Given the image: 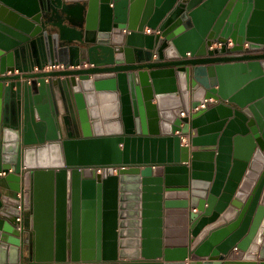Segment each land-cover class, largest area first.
Returning <instances> with one entry per match:
<instances>
[{"label": "water", "instance_id": "obj_1", "mask_svg": "<svg viewBox=\"0 0 264 264\" xmlns=\"http://www.w3.org/2000/svg\"><path fill=\"white\" fill-rule=\"evenodd\" d=\"M23 261L264 264V0H0V264Z\"/></svg>", "mask_w": 264, "mask_h": 264}, {"label": "built area", "instance_id": "obj_2", "mask_svg": "<svg viewBox=\"0 0 264 264\" xmlns=\"http://www.w3.org/2000/svg\"><path fill=\"white\" fill-rule=\"evenodd\" d=\"M146 33H152L153 30L146 28ZM50 69V68H48ZM181 138H182V143L183 144H189L190 143V136L188 134H181ZM118 170V168H115V170ZM98 171H101V168H97ZM18 198L20 200V204L17 206V221L18 222H23L24 219V205H23V193L19 192L18 193ZM18 229H21V224L18 225Z\"/></svg>", "mask_w": 264, "mask_h": 264}, {"label": "crops", "instance_id": "obj_3", "mask_svg": "<svg viewBox=\"0 0 264 264\" xmlns=\"http://www.w3.org/2000/svg\"><path fill=\"white\" fill-rule=\"evenodd\" d=\"M233 44H232V42L230 41V43H229V47L230 46H232ZM216 46V44H214L212 47H215ZM209 101H211V100H209ZM205 106H204V104L203 105H200L198 108H195V109H193V110H191V112H196V111H198V109H202V108H204ZM186 114H185V112H183L182 113V116H185ZM183 127L185 128V125H183ZM198 149H200V148H198ZM208 149H211V148H208ZM99 173H101V171H98L97 170V174H99ZM114 173H117V169L115 170V172ZM191 211H193V212H197V209H191ZM20 264H43V263H36V262H33V261H29V262H25V261H23L22 263H20Z\"/></svg>", "mask_w": 264, "mask_h": 264}]
</instances>
